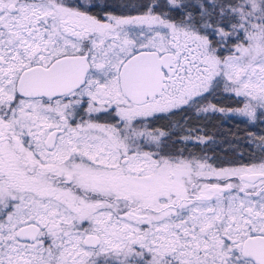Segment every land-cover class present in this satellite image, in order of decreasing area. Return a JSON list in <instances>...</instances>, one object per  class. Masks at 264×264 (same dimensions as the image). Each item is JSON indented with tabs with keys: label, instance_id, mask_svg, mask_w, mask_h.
Returning a JSON list of instances; mask_svg holds the SVG:
<instances>
[{
	"label": "snow or ice",
	"instance_id": "1",
	"mask_svg": "<svg viewBox=\"0 0 264 264\" xmlns=\"http://www.w3.org/2000/svg\"><path fill=\"white\" fill-rule=\"evenodd\" d=\"M0 264H264V0H0Z\"/></svg>",
	"mask_w": 264,
	"mask_h": 264
},
{
	"label": "trees",
	"instance_id": "2",
	"mask_svg": "<svg viewBox=\"0 0 264 264\" xmlns=\"http://www.w3.org/2000/svg\"><path fill=\"white\" fill-rule=\"evenodd\" d=\"M213 103H217L219 106L229 107L232 106V101L226 97L213 100ZM173 119H180V116ZM159 126V125H157ZM189 127H202L208 135H215L217 139H223L230 137L232 133H237V130H233L230 124H227L226 120L220 115L216 114L207 118L197 119L195 116H189ZM234 127V126H233ZM204 134V133H200ZM242 135L243 133H237Z\"/></svg>",
	"mask_w": 264,
	"mask_h": 264
},
{
	"label": "rangeland",
	"instance_id": "3",
	"mask_svg": "<svg viewBox=\"0 0 264 264\" xmlns=\"http://www.w3.org/2000/svg\"><path fill=\"white\" fill-rule=\"evenodd\" d=\"M224 119L226 120L227 124L231 125L233 130H237L238 128H243L244 127V125L240 124L237 120L226 119V118H224Z\"/></svg>",
	"mask_w": 264,
	"mask_h": 264
},
{
	"label": "flooded vegetation",
	"instance_id": "4",
	"mask_svg": "<svg viewBox=\"0 0 264 264\" xmlns=\"http://www.w3.org/2000/svg\"><path fill=\"white\" fill-rule=\"evenodd\" d=\"M243 135V134H242Z\"/></svg>",
	"mask_w": 264,
	"mask_h": 264
}]
</instances>
